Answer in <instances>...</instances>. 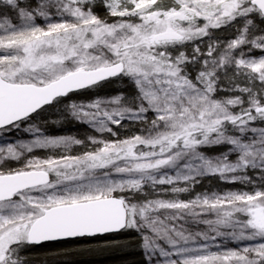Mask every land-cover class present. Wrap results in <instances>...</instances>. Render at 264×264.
Segmentation results:
<instances>
[{
    "label": "snow or ice",
    "instance_id": "6c2138e0",
    "mask_svg": "<svg viewBox=\"0 0 264 264\" xmlns=\"http://www.w3.org/2000/svg\"><path fill=\"white\" fill-rule=\"evenodd\" d=\"M51 115L95 134L47 135ZM23 125L0 145V264L61 241L264 264V0H0V131ZM213 177L247 190L193 194Z\"/></svg>",
    "mask_w": 264,
    "mask_h": 264
},
{
    "label": "rangeland",
    "instance_id": "374dc122",
    "mask_svg": "<svg viewBox=\"0 0 264 264\" xmlns=\"http://www.w3.org/2000/svg\"><path fill=\"white\" fill-rule=\"evenodd\" d=\"M218 35L223 36L224 33H218ZM129 89L128 82L126 80H113L110 84L107 90L111 91L109 94L104 92H97L96 90H93L92 92L95 94V96H113L116 95L118 90H126ZM75 99V98H74ZM76 102H87L86 100H76ZM62 106L58 105L55 108L49 109V113H58L60 108ZM50 120L52 119H59L62 122L57 124H49V126L45 129V134L47 135H74L78 138H83L85 135H94L95 133L91 130L88 126H82L78 124L76 121L72 120L70 117H63V116H56L51 115L49 117ZM27 127V125H23L21 130H12L11 132L7 131H0V145H3L6 142L16 141V140H23L28 141L32 139V136L30 133H26L23 131V128ZM121 135L124 134V130H120ZM80 146H74L73 154H78L80 151ZM225 149L220 147V151H224ZM52 153L49 150H43V149H36L33 152V155L44 158L45 156L51 155ZM209 155H216V152H212ZM11 167H18L19 164L12 163L10 165ZM236 191V190H247L244 188L241 184H232V183H225L220 181L218 178H204L200 181V183L195 187L194 193L197 192H203V191ZM182 198L187 199V195H184ZM134 234V233H133ZM62 247H59L57 245L55 246H49V247H43L38 251H30L28 255L32 258L33 264H59L57 261L46 259L45 257H55L58 252L62 251ZM64 250V249H63ZM74 256L71 257L66 255L60 257V263L61 264H72L74 260Z\"/></svg>",
    "mask_w": 264,
    "mask_h": 264
},
{
    "label": "trees",
    "instance_id": "16d2710c",
    "mask_svg": "<svg viewBox=\"0 0 264 264\" xmlns=\"http://www.w3.org/2000/svg\"><path fill=\"white\" fill-rule=\"evenodd\" d=\"M116 80V79H115ZM113 81V80H112ZM111 81V82H112ZM111 82L104 83L100 88L93 89L96 90L95 92H108V87ZM92 90V91H93ZM214 153L216 152V155L219 154L220 147H214L208 150V153ZM131 234L129 236H123L120 237L121 239H127L131 237ZM59 246L62 247V251L58 252L55 257H53V260L60 263V257L66 256L63 253L68 252V256H74V260L72 264H141L142 262V255L139 251H134V248L132 245H130L128 248L120 249V250H99L98 246L95 243H86V242H77V241H67L62 243H54V244H44L43 246L33 248L31 251H38L43 247H49V246ZM96 249L94 251H83L84 249ZM46 259H50L51 257H45Z\"/></svg>",
    "mask_w": 264,
    "mask_h": 264
},
{
    "label": "bare ground",
    "instance_id": "6f19581e",
    "mask_svg": "<svg viewBox=\"0 0 264 264\" xmlns=\"http://www.w3.org/2000/svg\"><path fill=\"white\" fill-rule=\"evenodd\" d=\"M110 92H111V91L108 90V92H106V93L109 94ZM95 93H97V92H95ZM79 148H80V147H79ZM80 150H81V148H80ZM127 239L135 240V239H137V237H136L135 235H132L131 237H129V238H127ZM65 242H67V241H65ZM59 243H62V242H59ZM132 246L135 247V248H134V251H139V252H141V249H139L138 246H137L136 244H132ZM142 259H143V258H142ZM50 260H53V257H51Z\"/></svg>",
    "mask_w": 264,
    "mask_h": 264
},
{
    "label": "water",
    "instance_id": "95a60500",
    "mask_svg": "<svg viewBox=\"0 0 264 264\" xmlns=\"http://www.w3.org/2000/svg\"><path fill=\"white\" fill-rule=\"evenodd\" d=\"M115 80V79H114ZM61 242H65V241H61ZM50 243H58V242H49V243H47V244H50Z\"/></svg>",
    "mask_w": 264,
    "mask_h": 264
},
{
    "label": "flooded vegetation",
    "instance_id": "af4514ba",
    "mask_svg": "<svg viewBox=\"0 0 264 264\" xmlns=\"http://www.w3.org/2000/svg\"><path fill=\"white\" fill-rule=\"evenodd\" d=\"M59 243V242H58ZM47 244V243H46ZM50 244H54V243H50Z\"/></svg>",
    "mask_w": 264,
    "mask_h": 264
}]
</instances>
